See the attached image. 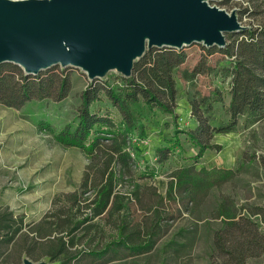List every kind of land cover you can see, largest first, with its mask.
Listing matches in <instances>:
<instances>
[{
	"label": "trees",
	"instance_id": "16d2710c",
	"mask_svg": "<svg viewBox=\"0 0 264 264\" xmlns=\"http://www.w3.org/2000/svg\"><path fill=\"white\" fill-rule=\"evenodd\" d=\"M258 1L264 2L252 0L251 3ZM234 34H226L225 37L232 38ZM240 37L232 43L225 42L223 48L202 46L208 54L220 52L231 63L230 68L223 69L225 77L229 79L230 102L226 108L229 119L217 127L210 124L214 104L222 102L217 91L206 96L195 92L188 95L189 117L195 127L174 131L175 135L184 134L190 145L198 149L192 159L200 158L209 149H219V146L212 144L213 137L235 132L242 117L248 126L264 120V25L258 30L240 32ZM186 61L184 48L150 49L134 63L131 77H119V88L91 83L85 89L80 96L78 121L65 126L54 137L59 145L79 148L87 157L82 191L80 194L68 195L71 207L69 215L58 216L56 223L42 219L30 225L28 232L22 236L21 219H17L8 208L0 211V257L6 255L7 260L4 262L17 260L22 253L32 259L41 254L50 263L59 264H121L127 258L148 256L166 235L169 226L165 222L173 219L168 214L164 217L156 204H150V192L155 193L161 201L171 200L176 206L177 215L184 212L190 219L189 226L180 228L168 243L172 247L174 261H180L183 256L189 258L197 242L202 201L211 191L223 189V185L238 175L239 168L235 171L223 168L196 169L195 164L181 167L171 173L165 196L157 194L153 185L136 184L131 196L141 210L149 215L143 220L136 221L130 216L131 199L116 190L125 173H129L132 160L129 149L134 131L142 128L136 106L142 103L150 110L156 109L175 120L177 89L174 73ZM55 70L26 76L19 66L2 63L0 105L18 109L32 101L60 102L65 99L70 94L69 77L63 73L57 74ZM181 73L186 82L195 83L201 72L194 67L188 73ZM102 94L120 118L119 124L108 115L89 112L91 104L99 101ZM160 153L162 157L159 161L164 162L167 152ZM261 167L264 171V162ZM88 193L93 195L86 196ZM143 195H147L148 199L142 201ZM211 212L222 226V229L213 231L212 246L219 254L228 255L225 264H245V252H248L249 258L264 252V236L251 228L254 223L250 219L257 216L264 224V208L256 209L251 214L241 213L231 197L223 194ZM103 221H107L105 225H111L117 234L108 243L103 241ZM52 231L56 232L55 237L50 236ZM246 233L250 235L246 243L247 250H243L240 244L235 250H226V235L239 240ZM83 242L86 247L73 253L71 249Z\"/></svg>",
	"mask_w": 264,
	"mask_h": 264
},
{
	"label": "rangeland",
	"instance_id": "374dc122",
	"mask_svg": "<svg viewBox=\"0 0 264 264\" xmlns=\"http://www.w3.org/2000/svg\"><path fill=\"white\" fill-rule=\"evenodd\" d=\"M251 1L217 0L210 2V5L226 13L233 11L240 25L246 28L243 31L245 32L258 30V27L264 25V2ZM244 10H247V13L243 14ZM252 12L256 14L253 15ZM240 38V33H235L232 38L225 37V42L232 43L234 39ZM184 49L187 61L174 73L177 89L175 100L177 107L174 112L176 119L173 120L168 114H162L156 109L150 110L142 103L136 106L135 111L142 128L134 131L133 137L131 136L129 153L132 160L129 164V173H125L116 190L131 199L129 213L137 221L149 215L145 210H141L138 202L131 196L136 184L153 185L157 194L165 196L171 173L181 167L195 164L196 169L223 168L235 171L239 168V172L235 178L223 185V189L211 191L202 201L200 207L202 219L197 223L195 249L189 258L183 256L180 261L173 260L172 247L168 243L173 240L180 228L188 227L191 221L184 212L177 215L176 206L171 200L161 201L155 193L150 192V204H156L164 217L168 214L173 219L165 222L169 226L168 231L150 255L127 258L121 264H225L228 255L219 254L212 246L213 231L222 229L220 221L211 215L219 196L223 194L230 196L237 210L244 214H251L256 209L264 208V171L261 167L264 162V120L248 126L242 117L235 132L213 137L212 143L219 146V149H209L198 159H192L198 149L190 145L185 135L182 133L175 135L174 130L177 128L190 127V124L185 125V119L190 112L188 95L193 92L206 96L217 91L221 97L222 102L213 106L210 122L212 126L225 124L229 119V115L226 114L230 102L229 79L225 77L223 69L230 68V61L218 51L208 54L200 44H192ZM194 67L201 73L197 75L195 83L186 82L181 72L188 73ZM50 69H56L57 74L63 73L69 77L70 94L65 99L60 102L32 101L18 109L0 105V211L8 208L17 219H21L23 227L21 236L28 232L30 225L39 223L42 219L56 223L58 216L70 214L71 207L67 197L70 194L81 193L82 176L88 160L81 149L59 145L55 141V134L68 124L73 125L78 121L80 96L91 83L106 84L113 88H119L121 84L119 77L122 75L115 71L106 73L102 79L90 81L76 68L56 66ZM89 112H96L100 116L108 115L117 124L121 121L103 94L100 95L99 101L91 104ZM160 151L167 152L164 162L159 161L162 157ZM92 195L93 193H88L86 196ZM146 199L147 195L141 196L142 201ZM250 219L254 223L251 228L264 236L262 221L257 216ZM106 223L107 221L102 222L104 224L102 235L103 241L108 243L117 234L111 225H105ZM55 235L56 232H50L51 237ZM249 236L246 233L239 240H234L233 236L226 235V250H235L240 245H243L241 246L243 250H247ZM85 247L83 242L71 250L73 253L80 252ZM23 259H29L33 263L41 261L46 264H59L50 263L48 258L41 254L32 259L25 253L17 260L7 263L4 262L7 260L6 255L2 254L0 264H22ZM244 260L245 264H264V252L253 258H249L248 252H245Z\"/></svg>",
	"mask_w": 264,
	"mask_h": 264
},
{
	"label": "water",
	"instance_id": "95a60500",
	"mask_svg": "<svg viewBox=\"0 0 264 264\" xmlns=\"http://www.w3.org/2000/svg\"><path fill=\"white\" fill-rule=\"evenodd\" d=\"M214 1L0 0V65L19 66L26 76L59 66L90 81L110 71L129 78L147 50L223 48L226 34L246 30Z\"/></svg>",
	"mask_w": 264,
	"mask_h": 264
},
{
	"label": "crops",
	"instance_id": "0c3cea01",
	"mask_svg": "<svg viewBox=\"0 0 264 264\" xmlns=\"http://www.w3.org/2000/svg\"><path fill=\"white\" fill-rule=\"evenodd\" d=\"M180 120H181V118H180ZM185 125L187 124H190V127H187L188 129H192V128H194L195 127V124H194V121L193 120H191V117H189V114H187L186 115V119H185ZM186 130V128L184 129L182 126L181 127H179V128H177V130ZM213 144V143H212Z\"/></svg>",
	"mask_w": 264,
	"mask_h": 264
}]
</instances>
